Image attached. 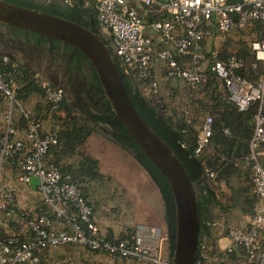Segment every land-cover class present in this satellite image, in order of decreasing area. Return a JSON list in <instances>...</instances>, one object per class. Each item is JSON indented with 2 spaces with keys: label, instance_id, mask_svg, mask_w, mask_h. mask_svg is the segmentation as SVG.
I'll return each instance as SVG.
<instances>
[{
  "label": "built area",
  "instance_id": "2783aa9c",
  "mask_svg": "<svg viewBox=\"0 0 264 264\" xmlns=\"http://www.w3.org/2000/svg\"><path fill=\"white\" fill-rule=\"evenodd\" d=\"M95 9L124 71L147 81L145 93L159 91L157 65L162 64L167 78H178L193 88L214 72L240 110L258 105L248 157L258 202L243 224L226 229L230 243L224 249L240 252L239 264H264V70L253 81L242 71L241 59L234 55L220 59L206 48L209 37L222 39L235 26L259 21L263 35L251 42V48L264 65V0H95ZM43 87L46 101L57 107L64 89L49 82ZM0 93L9 102L7 126L0 133V264H45L46 249L68 244L111 258L157 261L151 236L137 232L132 239L112 242L100 230L91 200L49 160L50 149L59 143L57 134L32 120L34 110L17 98L11 75L0 72ZM17 111L28 119L24 130L13 121ZM212 121L206 116L202 122L197 154L212 135ZM11 160H16V170L7 178L6 164ZM32 176L39 178L36 189Z\"/></svg>",
  "mask_w": 264,
  "mask_h": 264
},
{
  "label": "trees",
  "instance_id": "16d2710c",
  "mask_svg": "<svg viewBox=\"0 0 264 264\" xmlns=\"http://www.w3.org/2000/svg\"><path fill=\"white\" fill-rule=\"evenodd\" d=\"M8 1L76 20L75 11L78 8L75 5L60 8V6L45 5L32 0ZM229 1L237 3L242 0ZM236 20H238L237 16ZM88 22L89 18L86 17L85 22L82 21L81 24L88 26ZM14 27L22 32L39 36L44 42L53 39L57 43H63L56 38ZM93 27L99 28L96 11L93 14ZM104 40L108 43V40ZM64 44L76 51L81 58L78 67L81 73L84 72L83 62H87L92 71L93 82L89 81L92 82L90 88L86 89L89 94L83 99L86 102L72 103L65 96L57 107H53L45 99V90L37 73L17 61L1 59L0 72L12 76L15 82L16 96L20 101L27 103L34 96L40 99L34 106L35 116L32 120H40L42 123L44 116L50 113L55 114L57 128L54 131L58 136L59 143L50 149L49 154L52 155L62 174L77 184L83 195L89 200H91V187L95 182L99 183L103 180L104 173L100 169L99 160L83 150L91 132L85 121L110 126L115 140L134 154L137 161L149 172L161 190L165 202L167 240L172 256L175 245L176 220L174 200L168 182L123 124L115 119L95 69L86 55L75 46L69 43ZM111 50L119 63L123 82L134 106L144 120L176 152L195 185L200 213L196 264H204L206 261L209 264L240 262L242 260L240 252H229L219 247L212 249L203 242V239L212 237L215 218L218 216L215 210H218L220 214H227L237 208L245 215H251L255 210L258 196L254 191L252 162L248 157L251 153V140L255 130L254 115L258 105L255 103L246 110H240L229 99L227 89L214 72H210L206 82L195 88L178 78L171 77L167 79V87L164 90L159 89L157 93H145L144 85L147 81L140 79L134 73H126L120 57L112 47ZM226 50L225 53H220L217 57L225 59L234 55L243 61L242 71L251 80L256 81L260 77L264 65L256 60L250 43L243 40L240 41L238 48L232 50L228 48L230 52ZM92 90L95 91V94ZM3 98L5 97L0 93V100ZM80 114L83 115L85 121L80 119ZM206 116H211L213 120L212 135L204 149L197 154L195 150L198 134ZM21 122L25 125L28 123V119L21 115ZM226 187L230 189V194L227 193ZM109 233L106 235L107 238L116 242L125 238L132 239L135 230H127L120 235Z\"/></svg>",
  "mask_w": 264,
  "mask_h": 264
},
{
  "label": "water",
  "instance_id": "95a60500",
  "mask_svg": "<svg viewBox=\"0 0 264 264\" xmlns=\"http://www.w3.org/2000/svg\"><path fill=\"white\" fill-rule=\"evenodd\" d=\"M0 23L17 26L69 43L82 51L99 78L115 119H118L168 182L175 205L173 264H196L200 231L198 195L176 152L144 120L123 82L110 45L91 22L88 26L39 8L0 0ZM34 189L39 178L30 179Z\"/></svg>",
  "mask_w": 264,
  "mask_h": 264
},
{
  "label": "rangeland",
  "instance_id": "374dc122",
  "mask_svg": "<svg viewBox=\"0 0 264 264\" xmlns=\"http://www.w3.org/2000/svg\"><path fill=\"white\" fill-rule=\"evenodd\" d=\"M102 29L99 26V28L96 30L100 32L104 39L108 40V44L110 47H112L111 36L107 37V35L103 33ZM262 35L263 25L260 22L248 20L245 27L240 28L235 26L231 31H229V33L225 34L222 39L209 37L207 39L206 48L210 52L216 51L217 54L225 53L224 51L226 49L227 52H230L228 48L231 50L238 48L240 41L244 40L251 45V42L254 39L260 38ZM37 72L36 73L39 76L42 84L43 82L54 84V82L47 78L43 70H37ZM166 82L167 81H161L160 90L165 89ZM68 99L72 101L70 98ZM38 101H40V99L37 96H34L27 103L21 102L25 107L34 109V106ZM8 106L9 102L7 99L3 98L0 100V132L3 131L7 126L6 115ZM20 117L21 113L19 111L16 112L15 116L13 117V121L15 119L19 120ZM80 119L85 121L82 114H80ZM85 122L90 127L91 132L87 137V141L83 146V150L92 157L99 158L98 160L100 163V169L102 173H104V178L102 181L99 183L95 182L92 187L90 186L91 202L94 206L95 220L98 227L105 235H108L110 234V224L107 223V219H109L107 213H109V209L111 208V201H109V197L113 195L111 193L112 190L110 189L109 184H111L113 181L118 182V178L116 177H118L117 175L119 174H127L128 176L138 178L140 175L138 172L139 169L145 168L137 161L134 154L129 149L115 140L112 129L108 124L94 123L92 121ZM42 123L43 127L47 130L54 131L57 128L56 116L54 113L44 116ZM119 185L121 184L119 183ZM225 189L227 193L230 194V189L227 187ZM115 196L119 197L118 195ZM34 199L36 202H39V199L36 197H34ZM115 210V213H117V208H115ZM215 211L218 216L215 218L216 224L213 226L212 237L204 238L203 242H205L207 246L212 247V249L214 247H219L222 249L218 240L219 238L226 236V229L237 227L243 224L250 214L245 215L237 208L232 209L227 214H220L218 210ZM158 234L160 236L157 237L158 240H156L154 244L155 251L157 252V261L155 262H147L145 260L140 261L138 259L131 258H111L102 253L91 251L85 246L74 244L46 249L44 251L43 260L45 264H173L167 240V230L162 231V233L158 232ZM236 264H239V262Z\"/></svg>",
  "mask_w": 264,
  "mask_h": 264
},
{
  "label": "crops",
  "instance_id": "0c3cea01",
  "mask_svg": "<svg viewBox=\"0 0 264 264\" xmlns=\"http://www.w3.org/2000/svg\"><path fill=\"white\" fill-rule=\"evenodd\" d=\"M32 1L54 6L75 5L80 13L89 17V20L91 13L96 11L95 0ZM99 26L101 29L103 28V33L106 34L107 37H110L109 31L100 24ZM1 59H3V57L1 58L0 56V60ZM31 70L37 72L36 69L31 68ZM157 72L161 81H167L168 78L166 77L165 68L162 64L157 65ZM165 84L167 87V82ZM14 123L17 126H20L23 130L27 127V124L24 125L23 122L20 123V119H15ZM96 158L99 159L98 157ZM49 160L55 162L51 154H49ZM15 162L16 160L7 162V178L14 176V170H16ZM138 172L140 174L138 178L128 176L127 174H119L117 175L118 177H116L118 178V182L113 181L109 184L113 195L109 197V201H111V208L109 207V213H107L109 216L107 223L110 224L109 230L114 235H120L122 232L127 230H135V233H143L146 237L151 236L152 240L156 242V240H158L157 237L160 236L158 232L162 233V231L167 230L165 202L160 188L155 183L149 172L147 173L145 169H139ZM119 183L121 185H119ZM115 195H118L119 197H116ZM115 208H117V213H115ZM152 229L155 230V233L153 234H151ZM218 242L221 244L222 249H224L227 245H229L230 239L228 236H223L219 238Z\"/></svg>",
  "mask_w": 264,
  "mask_h": 264
},
{
  "label": "flooded vegetation",
  "instance_id": "af4514ba",
  "mask_svg": "<svg viewBox=\"0 0 264 264\" xmlns=\"http://www.w3.org/2000/svg\"><path fill=\"white\" fill-rule=\"evenodd\" d=\"M60 8L67 6L61 5ZM93 14L94 12L91 13L88 25L93 22ZM75 16L80 22H85L87 17L79 10L75 11ZM2 55L29 68L43 70L49 80L64 89L67 98L73 102H86L83 99L89 94L86 89L90 88L93 82L92 71L87 62L82 63L84 72L78 70L81 58L64 42L57 43L53 39L44 42L39 36L0 23V56Z\"/></svg>",
  "mask_w": 264,
  "mask_h": 264
}]
</instances>
